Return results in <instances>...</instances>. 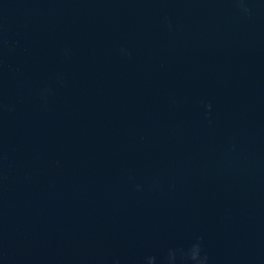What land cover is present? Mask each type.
I'll return each instance as SVG.
<instances>
[{
	"label": "water",
	"instance_id": "obj_1",
	"mask_svg": "<svg viewBox=\"0 0 264 264\" xmlns=\"http://www.w3.org/2000/svg\"><path fill=\"white\" fill-rule=\"evenodd\" d=\"M0 264H264V0H0Z\"/></svg>",
	"mask_w": 264,
	"mask_h": 264
},
{
	"label": "clouds",
	"instance_id": "obj_2",
	"mask_svg": "<svg viewBox=\"0 0 264 264\" xmlns=\"http://www.w3.org/2000/svg\"><path fill=\"white\" fill-rule=\"evenodd\" d=\"M198 246H194L193 252H192V257L193 259H196L197 254H198Z\"/></svg>",
	"mask_w": 264,
	"mask_h": 264
}]
</instances>
